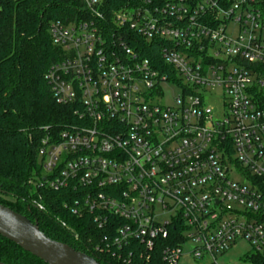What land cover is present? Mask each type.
Segmentation results:
<instances>
[{"label": "built area", "instance_id": "built-area-1", "mask_svg": "<svg viewBox=\"0 0 264 264\" xmlns=\"http://www.w3.org/2000/svg\"><path fill=\"white\" fill-rule=\"evenodd\" d=\"M80 2L48 29L44 80L74 123L40 141L35 187L114 264H179L187 242L207 264L239 241L264 258V0Z\"/></svg>", "mask_w": 264, "mask_h": 264}, {"label": "trees", "instance_id": "trees-1", "mask_svg": "<svg viewBox=\"0 0 264 264\" xmlns=\"http://www.w3.org/2000/svg\"><path fill=\"white\" fill-rule=\"evenodd\" d=\"M105 1L111 8L125 0ZM82 12L80 0H0V205L36 222L50 240L100 264H114L89 252L86 239L91 225L62 210L61 194L33 184L42 173L37 157L40 141L74 123L71 110L53 101L44 80L58 58L48 29L53 22L77 21L83 18ZM144 54L158 58L153 47ZM33 201L40 202L44 210L35 209ZM75 234L80 240L74 239ZM244 261L264 264L260 256H245ZM0 263L43 264L1 237ZM154 264H161L157 251Z\"/></svg>", "mask_w": 264, "mask_h": 264}, {"label": "water", "instance_id": "water-1", "mask_svg": "<svg viewBox=\"0 0 264 264\" xmlns=\"http://www.w3.org/2000/svg\"><path fill=\"white\" fill-rule=\"evenodd\" d=\"M0 237L43 264H100L93 258L52 241L38 230L36 222L0 205ZM3 264V263H0Z\"/></svg>", "mask_w": 264, "mask_h": 264}, {"label": "rangeland", "instance_id": "rangeland-1", "mask_svg": "<svg viewBox=\"0 0 264 264\" xmlns=\"http://www.w3.org/2000/svg\"><path fill=\"white\" fill-rule=\"evenodd\" d=\"M177 95L176 91L172 92H165L164 97L162 98L161 102L163 104H170L171 97ZM206 97L210 101V104L216 107V103H218L220 99V92L218 90H213L206 93ZM216 118H219L220 115L218 112L215 114ZM166 218V217H165ZM167 219V218H166ZM193 244L191 242H187L182 246V253L183 256L180 260L179 264H207V260L204 261H193L188 257V253L192 250ZM252 250L250 246L242 241H239L231 249L226 252L225 254L217 257V264H249L248 262L244 261V257L248 254H251Z\"/></svg>", "mask_w": 264, "mask_h": 264}, {"label": "flooded vegetation", "instance_id": "flooded-vegetation-1", "mask_svg": "<svg viewBox=\"0 0 264 264\" xmlns=\"http://www.w3.org/2000/svg\"><path fill=\"white\" fill-rule=\"evenodd\" d=\"M34 223V222H33Z\"/></svg>", "mask_w": 264, "mask_h": 264}]
</instances>
